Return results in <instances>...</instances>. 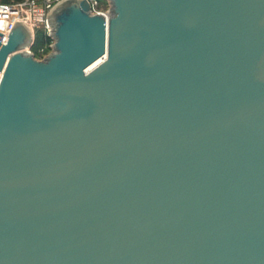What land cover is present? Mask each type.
Here are the masks:
<instances>
[{
    "label": "water",
    "instance_id": "95a60500",
    "mask_svg": "<svg viewBox=\"0 0 264 264\" xmlns=\"http://www.w3.org/2000/svg\"><path fill=\"white\" fill-rule=\"evenodd\" d=\"M110 2L0 33V264H264V0Z\"/></svg>",
    "mask_w": 264,
    "mask_h": 264
},
{
    "label": "built area",
    "instance_id": "2783aa9c",
    "mask_svg": "<svg viewBox=\"0 0 264 264\" xmlns=\"http://www.w3.org/2000/svg\"><path fill=\"white\" fill-rule=\"evenodd\" d=\"M63 0H22L2 2L0 1V33L3 36V42L6 43L8 38L17 23L24 24L32 35L31 45L26 49L29 54L34 57L32 52L35 45L36 34L40 29L47 34L50 42L47 47L39 50L42 58L37 60H44L54 50L55 40L52 37V27L48 20L50 13ZM91 6L90 13L92 15H102L109 18L111 14L110 0H87ZM48 49V50H47Z\"/></svg>",
    "mask_w": 264,
    "mask_h": 264
},
{
    "label": "trees",
    "instance_id": "16d2710c",
    "mask_svg": "<svg viewBox=\"0 0 264 264\" xmlns=\"http://www.w3.org/2000/svg\"><path fill=\"white\" fill-rule=\"evenodd\" d=\"M0 1L11 2V1H22V0H0ZM49 42H50V38L47 36V34L44 31L37 32L35 45L32 49L36 58H42V54L39 53V50L43 47H47Z\"/></svg>",
    "mask_w": 264,
    "mask_h": 264
},
{
    "label": "rangeland",
    "instance_id": "374dc122",
    "mask_svg": "<svg viewBox=\"0 0 264 264\" xmlns=\"http://www.w3.org/2000/svg\"><path fill=\"white\" fill-rule=\"evenodd\" d=\"M39 31H43V29H40ZM33 52V51H32ZM37 59H40V58H37Z\"/></svg>",
    "mask_w": 264,
    "mask_h": 264
}]
</instances>
